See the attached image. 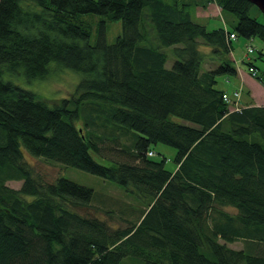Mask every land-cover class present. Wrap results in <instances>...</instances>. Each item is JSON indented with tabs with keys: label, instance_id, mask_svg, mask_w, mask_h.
Instances as JSON below:
<instances>
[{
	"label": "trees",
	"instance_id": "1",
	"mask_svg": "<svg viewBox=\"0 0 264 264\" xmlns=\"http://www.w3.org/2000/svg\"><path fill=\"white\" fill-rule=\"evenodd\" d=\"M203 3L231 15V30L195 23L184 0H0V264H264V107L230 110L216 88L217 76L236 75L229 36L264 42V24L245 0ZM82 15L120 21L122 32L108 45L100 18L90 44ZM51 62L82 75L51 105L3 80L42 78ZM243 63L264 87V70ZM253 134L260 141H248ZM158 144L176 151L174 172L148 156ZM24 151L145 206L138 215L131 203L118 208L124 228L84 216L77 210L93 190L44 182ZM236 242L241 249L229 247Z\"/></svg>",
	"mask_w": 264,
	"mask_h": 264
},
{
	"label": "rangeland",
	"instance_id": "2",
	"mask_svg": "<svg viewBox=\"0 0 264 264\" xmlns=\"http://www.w3.org/2000/svg\"><path fill=\"white\" fill-rule=\"evenodd\" d=\"M165 1L167 3L172 2V0ZM184 1L189 2L193 7L195 4H197L198 7L204 4V0ZM192 6L191 18L195 23L205 26L207 30L219 28L226 31L231 30L234 23L233 21H235L231 15L223 13L221 14V16L199 19L196 15L197 7L193 8ZM249 15L251 18L256 19L260 24H264V15L255 6L251 8ZM100 18L101 17L97 15H82V19L87 20L91 24L90 44H94L97 40L99 28L98 22ZM101 19L106 20V43L108 45H112L116 37L119 36L122 32L121 22L115 20H107V18ZM246 47H251L254 52L247 55ZM200 48V50L203 52L206 50L205 46H200ZM163 52L166 55L165 68L170 69L175 61L172 53V48L163 49ZM232 58L235 62V66L242 71L247 72V66L243 63V61H250L258 69V73H260L262 70H264V42H262L257 37L249 40L243 38L237 39L233 42ZM204 68H208V64L204 65ZM47 71V74L42 78L27 80L22 75L4 74L3 80L10 81L25 90L33 92L41 100L46 101L49 105H51L52 103H56L61 99L70 97L75 92V89L82 78V75L80 73L64 68L55 62H51L48 65ZM216 80V87H223L227 92H229L230 95L233 94L232 92L235 88H238L237 82L238 84H240L239 79L235 76L221 75L217 76ZM225 82L231 83V85H225ZM244 90H246V87H244ZM242 97L245 100V94ZM169 119L174 122L180 121L173 116H170ZM247 140L260 141V137L258 136V134H253L251 136H248ZM153 149L154 156L152 157V159L160 160L162 157L165 158V168L168 171L174 172L176 170V166L174 163L176 151L173 148L162 144L154 146ZM91 155L92 158L101 165L108 167L114 166V161L105 158L104 156L95 153H91ZM111 158L114 159V157ZM24 160L33 171V174L37 177L40 176L44 182L52 183L57 178H65L76 184L91 188L93 190L92 203L87 207L78 209L77 212L84 216L97 217L100 220L105 221L112 228H124L126 226V224L120 219L121 215L119 214L118 208L124 210L127 202L131 203L133 206L132 209L136 210V214L138 215L139 210L143 209L145 206L141 203L131 202L128 199V194L125 193L122 188L99 177L74 168L45 162L42 159L30 156L25 151ZM7 186L12 189H19L21 186V182H8ZM109 208L113 213L111 216L110 214L106 215L104 212L106 210H109ZM125 212L129 214L130 211L126 210ZM229 212L233 211L229 210ZM123 217L126 218V215H123ZM242 246L243 244L241 242H236L229 245V247L233 249H241ZM137 264H141V262H138Z\"/></svg>",
	"mask_w": 264,
	"mask_h": 264
},
{
	"label": "crops",
	"instance_id": "3",
	"mask_svg": "<svg viewBox=\"0 0 264 264\" xmlns=\"http://www.w3.org/2000/svg\"><path fill=\"white\" fill-rule=\"evenodd\" d=\"M221 14L219 7L214 3H209L206 8H196V15L199 19L217 17L221 16ZM235 77L239 79L240 84L237 82L238 88L234 89L232 95L221 86L216 88L223 91L229 98L234 100L237 103L236 106L239 108H244L246 106L264 107V87L249 74L248 69L247 72H244L236 67ZM225 85H231V83L225 82ZM244 87H246V90H244ZM234 93H238V97H235ZM244 94L245 100L242 97ZM231 109L232 106L230 105V110Z\"/></svg>",
	"mask_w": 264,
	"mask_h": 264
},
{
	"label": "built area",
	"instance_id": "4",
	"mask_svg": "<svg viewBox=\"0 0 264 264\" xmlns=\"http://www.w3.org/2000/svg\"><path fill=\"white\" fill-rule=\"evenodd\" d=\"M229 38H230L231 41H235L236 40V37L233 34H231L229 36ZM246 52H247V55L252 54L253 53V49L251 47H247ZM249 72L252 75H254V73H255L254 70H252V69H249ZM234 96L235 97H238V93H235ZM223 101H225L227 103L230 102L229 98L226 95H223ZM236 110H238V109L236 108ZM148 156H153V153L152 152H149L148 153Z\"/></svg>",
	"mask_w": 264,
	"mask_h": 264
},
{
	"label": "water",
	"instance_id": "5",
	"mask_svg": "<svg viewBox=\"0 0 264 264\" xmlns=\"http://www.w3.org/2000/svg\"><path fill=\"white\" fill-rule=\"evenodd\" d=\"M255 6L264 15V0H245Z\"/></svg>",
	"mask_w": 264,
	"mask_h": 264
}]
</instances>
